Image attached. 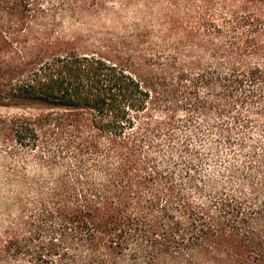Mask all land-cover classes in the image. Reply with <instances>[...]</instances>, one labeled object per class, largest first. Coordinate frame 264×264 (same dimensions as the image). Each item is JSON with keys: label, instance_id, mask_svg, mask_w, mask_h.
I'll list each match as a JSON object with an SVG mask.
<instances>
[{"label": "rangeland", "instance_id": "rangeland-1", "mask_svg": "<svg viewBox=\"0 0 264 264\" xmlns=\"http://www.w3.org/2000/svg\"><path fill=\"white\" fill-rule=\"evenodd\" d=\"M40 5L55 11L42 23L68 35L92 41L104 31L136 36L130 40L132 62L150 98L144 112L133 111L131 143L138 146L139 164L148 162L142 176L160 175L142 190L144 199L171 183L195 203L219 196L264 204V0H41ZM74 9L83 16L68 13ZM252 70L255 77L247 74ZM48 110L0 106V117ZM68 138L49 140V149L36 153L13 149L0 137V264L87 260L88 247L70 231L60 255L45 254L50 241L63 234L48 217L52 194L62 182L80 191L82 177L102 183L106 165L118 168L120 155L107 153V137L99 140V154L61 153ZM135 209L132 203L130 211ZM137 250L133 242L122 264H131ZM149 256V251L138 255L137 264H151Z\"/></svg>", "mask_w": 264, "mask_h": 264}, {"label": "trees", "instance_id": "trees-1", "mask_svg": "<svg viewBox=\"0 0 264 264\" xmlns=\"http://www.w3.org/2000/svg\"><path fill=\"white\" fill-rule=\"evenodd\" d=\"M40 1L0 0V106L52 110L0 117V137L13 149L37 153L49 149V140L68 136L59 151L78 158L99 154V140L107 137V153L120 155L118 168L106 165L102 183L82 177L80 191L62 182L53 192L48 217L63 234L50 241L45 254L60 255L70 231L89 251L87 260L73 264H122L133 242L138 250L131 264L147 251L151 264H264V204L219 196L195 203L171 183L143 198L142 190L160 175L142 176L148 162L139 164L138 146L131 143L133 111L144 112L150 98V87L132 62L130 40L136 36L104 31L92 41L68 35L42 23L55 11ZM68 13L79 17L84 11ZM244 44L241 52L249 42ZM247 74L255 77L257 70ZM45 254L37 252L41 259Z\"/></svg>", "mask_w": 264, "mask_h": 264}]
</instances>
